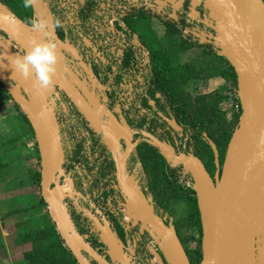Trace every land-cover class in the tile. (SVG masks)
<instances>
[{"label": "water", "instance_id": "water-1", "mask_svg": "<svg viewBox=\"0 0 264 264\" xmlns=\"http://www.w3.org/2000/svg\"><path fill=\"white\" fill-rule=\"evenodd\" d=\"M175 1L155 0V3L179 9L184 2ZM199 5L205 11L203 24L215 34L194 35L202 44L216 48L217 54L232 68L241 109L223 161L220 164L215 144L204 136L213 154L215 172L211 177L193 152L181 151L146 131L140 135L170 168L182 169L193 180L201 232L199 264H264V253L255 252L256 244L262 245L259 251L264 249V2L189 0L188 19L196 18ZM31 10L35 19L48 21L50 35L33 30L0 3V18L15 17L16 21L11 24L0 20V32L7 37L5 43L0 41V85L32 130L40 167V197L65 248L76 264H134L131 254L125 252L91 200L90 210L85 213L106 248L104 254L91 246L72 219L67 201L87 200L88 196L76 188L74 179L64 168L65 151L56 106L59 91L67 96L90 130L100 135L110 153L115 166L114 189L122 197L130 225L138 226L140 233L155 243L161 255L160 264H190L174 226L156 214L152 199L145 196L132 175L126 174L127 157L139 142L132 143V136L138 131L130 129L122 116L118 121L64 67L65 54L72 57L76 52L51 28L48 0H34ZM48 39H54L57 45L56 71L49 87L39 89L34 76L26 79L12 71L10 56L23 55L32 41ZM5 56H9L8 60ZM165 121L173 131H182L173 118ZM120 141L124 145L122 153Z\"/></svg>", "mask_w": 264, "mask_h": 264}, {"label": "flooded vegetation", "instance_id": "flooded-vegetation-1", "mask_svg": "<svg viewBox=\"0 0 264 264\" xmlns=\"http://www.w3.org/2000/svg\"><path fill=\"white\" fill-rule=\"evenodd\" d=\"M113 1L114 0H54L55 5L50 11L53 15V21L57 20L58 17L61 20L60 27L54 28L56 35L64 42L67 39L71 47L70 49L76 52L75 54L69 52L72 57L74 56L73 59L70 55L65 54L64 67L71 70L75 74L76 79L82 83L90 93L94 94L99 100V103L104 105L118 121L119 117L122 116L130 129L138 131V134L132 136V143H134L135 140L139 141L135 146L136 150L139 144L144 143V139L140 135V132L146 130V125H142L141 128H138V126L142 120L147 119L146 117L149 115V110L152 105L151 101L148 99L145 104L142 103L150 74V54L149 63L146 69H144L145 72L143 71L144 81L134 88L133 86H129L128 78L129 74H132L133 68H136V61L131 52L132 49L128 46V52L124 54V58L111 61L107 60L105 56L100 55L87 40V38H89L88 34L93 31L91 22L101 16H106L105 14L116 9V6L112 5L114 4ZM177 1L178 0L175 2ZM118 2H123L122 6L125 7V9L117 10L116 14L124 19L129 28H131L129 25L130 22L140 15V17L144 16L149 18V20L157 24V28H160V30L165 29V24L170 23L180 30L178 37L188 41L192 45L210 46L209 44H199L200 38L194 35L200 34L202 26L204 25L203 20L205 19V13L201 5L196 8L198 13L196 18L190 20L187 17L189 12V0H184L179 9H173V7L170 6H159L155 3V0H119ZM173 16H175V19H173ZM208 31L210 30L208 29ZM87 51L91 54L90 56L85 55ZM104 85H106V87ZM62 105L65 106V108H63ZM56 106L61 134L64 132L70 133L75 143L72 150L69 149L67 137L64 138L62 136L65 151L64 168L74 179L76 188L84 196H88L87 200H79L76 202L73 199L67 201L70 214L78 231L82 234L86 224L87 226L93 225L85 213V211L90 210L89 200H91L108 221L112 232L116 233V238L123 244L125 252L128 255L131 254L130 256L134 264H147V258L150 256L147 244V239L149 237L145 233H140L138 226H131L129 224V229L127 231L120 228L117 222L118 216L107 207L108 200H111V202L116 205L118 201L122 200V197L114 189V162L110 153L102 144L100 135L95 134L88 128L87 122L78 113L67 96L60 91L58 99L56 100ZM78 116H80L81 120L78 119ZM185 131L186 130L182 129L180 133L175 132L166 123L163 127L154 130L153 135L164 138L165 141L170 142L176 148L183 151L182 142L183 133ZM120 145L119 152L122 153L124 150L123 141H120ZM195 152L196 150L194 154ZM131 155L132 152L128 155L126 160V174L128 175H131L132 172ZM109 164H112V170L110 172L105 169ZM68 167L69 169H67ZM175 173L176 170L174 171V175ZM101 174L102 177L100 176ZM138 184L148 198V194L150 193L144 190V187L139 181ZM156 214L165 218V221L168 222V218L165 217L161 211L157 210ZM171 224L174 226L179 238L175 225L173 223ZM127 241H130L133 252H130L126 248ZM88 242H90L94 249L97 248L91 236ZM255 248L256 254L261 252L264 253V249L259 251L262 248L261 244H256ZM105 251L106 248L103 246L98 248V252L101 254H104ZM184 251L186 250L184 249ZM107 260L109 261V258H107Z\"/></svg>", "mask_w": 264, "mask_h": 264}, {"label": "trees", "instance_id": "trees-1", "mask_svg": "<svg viewBox=\"0 0 264 264\" xmlns=\"http://www.w3.org/2000/svg\"><path fill=\"white\" fill-rule=\"evenodd\" d=\"M262 1L264 2V0ZM0 3L6 6L20 20L30 25L29 21L32 19V10L31 7L29 9L23 7V0H0ZM149 23H151L149 18L144 16L140 17L139 15L129 24L131 30L138 34L141 44L150 54V74L142 103L145 104L148 99L153 104L150 107L149 115L146 117L148 120H142L138 128L146 125L145 131L153 135L154 130L166 124V118H173L183 130L191 131L197 146L200 144L203 147L201 151L197 149L198 151L195 152V155L203 162L206 171L212 177L215 172L213 154L203 137L205 136L215 144L221 164L226 145L237 125L238 119L226 120L224 112L218 111L217 109L220 102L222 103L225 100L224 92L227 85L230 83L236 85L234 72L227 65V70L221 73L225 84V88L221 92H215L209 96H198L192 99V101H189V98L182 97L180 82H187L193 77H196L197 74H194L189 69L183 70L184 67L177 65L175 62V56L176 51L178 49L180 51L178 42L186 44V47H189L191 43L179 38L178 34L180 30L170 23L165 24V29L161 30L162 34L165 35L164 42H162V40L157 39V36H152L148 33L146 28ZM0 88H2L1 85ZM189 103L196 104L193 112L189 111ZM15 108L19 110L16 105ZM22 118L29 128L30 136L33 137L28 122L23 115ZM214 123L216 130H209V127ZM156 137L164 140V138L159 136ZM136 153L146 176L148 192L151 195V199L153 198L152 202L157 213V203L162 201L160 197L163 193L155 190V181L162 179L165 186H175L176 189H182V186L174 178V171L176 169L170 168L156 149L144 142L137 146ZM203 156L207 157L206 162ZM105 169L110 172L112 170V164H109ZM100 176L102 177V174ZM31 179L32 184L39 186V171L33 172ZM185 195L181 197H185L190 204L188 221L192 227L199 229L201 237L195 194L192 190H188ZM41 207H46V205L41 197H39V201L35 205H32L31 208ZM17 243L19 245L29 244L30 248L23 253L21 259L15 264H76L51 222L38 229L19 232ZM185 253L190 264H199L201 259L200 240L197 248L191 253L187 251Z\"/></svg>", "mask_w": 264, "mask_h": 264}, {"label": "rangeland", "instance_id": "rangeland-1", "mask_svg": "<svg viewBox=\"0 0 264 264\" xmlns=\"http://www.w3.org/2000/svg\"><path fill=\"white\" fill-rule=\"evenodd\" d=\"M146 29L150 35L157 36L158 40L164 42L165 35L157 28V24L151 21ZM163 45L167 46L166 44ZM190 87L185 89L186 92H188V96H182L184 98H189V101H192V99L198 97V94L204 91L200 85L197 86L194 82ZM188 106L189 111L193 112L196 104L189 103ZM219 106L217 110L222 111L223 109ZM215 128L214 123L209 127V130L215 131ZM197 149L201 151L203 147L200 144H198V146L196 144V151H198ZM34 150L33 153L35 152ZM33 155L35 156V153ZM203 158L206 162L207 157L203 156ZM28 159H25L28 161L25 163L27 168L24 167L21 177L15 179L17 183L9 181L11 177L8 176H11V174H8L6 177L9 182L5 181V176H0V189L3 188V191H0V264H15L20 260L23 253L29 250V244L19 245V243H17L19 232L38 229L51 222V217L46 207L31 208V205H35L39 201L40 190L39 186L32 184L31 177L28 176L27 172L32 175L33 172L39 171L40 167L39 162L38 165H36L31 163ZM22 177L24 178L23 182L21 181L18 183L19 179L22 180ZM169 187L165 186L162 179H157V181H155V190L163 193L160 197L162 201L157 203V208L164 216L169 217L168 221L175 225L184 249L191 253L198 247L200 234L199 229L192 227L188 221V213L190 211L189 202L185 197H181L187 194L188 190H186L185 187H182V189L178 188L179 190L176 189L175 186ZM15 188H21L22 190L14 193ZM20 192L22 194V199L15 205L10 204L11 201L8 199L16 198Z\"/></svg>", "mask_w": 264, "mask_h": 264}, {"label": "built area", "instance_id": "built-area-1", "mask_svg": "<svg viewBox=\"0 0 264 264\" xmlns=\"http://www.w3.org/2000/svg\"><path fill=\"white\" fill-rule=\"evenodd\" d=\"M118 1L119 0L113 1L114 4L112 5L116 6L115 10L108 12L107 14H105L106 16H101L98 19H94V21L91 22L92 23L91 27L93 31L88 34L89 38H87V40L100 55L105 56L107 60H111V61H116L124 58V54L128 52V48L130 47L132 49L131 52L133 53L136 61V68L135 69L133 68L132 74H129L128 78H129V86H133L135 88L139 83L141 84L144 81L143 71L145 72L144 69H146L147 64L149 63V52L141 45L138 35L135 32H133L131 28H129V26L126 25L124 19L121 16H117L116 14L117 10L119 9L123 10V8L125 9V7L122 6L123 2L119 3ZM54 5H55L54 0H48L49 11L52 10V7ZM52 16L53 15L51 14L50 11L51 22L53 23ZM32 19H35L33 15H32ZM57 20H59L61 24V20L59 19V17L57 18ZM208 29H209L208 27L203 25L200 34L203 35L215 34L211 29H209L210 31H208ZM0 41L3 43L7 41L6 35H4L2 32H0ZM65 42L68 44L67 39L65 40ZM199 44H201V42H199ZM13 48L15 49V47ZM210 48L213 52L217 53L216 48H214L213 46H211ZM81 50L83 51L82 47ZM85 55L90 56L91 54L87 51L85 52ZM104 86L106 87V85ZM224 98H225L224 101L228 106V110H227L228 120H232L234 118L238 119L241 109L238 100L236 85H233L231 83L227 85L226 90L224 92ZM78 119L81 120L80 116H78ZM62 136L64 138L67 137V145L69 146V149L72 150V148L75 146L72 135L70 133L64 132ZM182 145L184 148L183 150L186 152L194 153V151L196 150L195 149L196 141L193 138L191 131L186 130L183 133ZM131 152H132L131 175L137 181H139L141 185L144 187V190L148 192L147 180L143 172L142 165L137 157L135 147L132 149ZM174 176L176 182L180 186L185 187L187 190L193 191L194 189L193 180L188 173H186L182 169H176V173ZM148 199L151 200L150 194L148 195ZM122 204H123V200L118 201L116 205H114L111 202V200L107 201L108 209L111 210L112 212H115V215L118 216L117 222L120 228L127 231L129 229L130 223L127 216V212ZM113 233L116 236V233L115 232ZM82 235L86 237L87 241H89L91 236L92 241L97 246V248H95L97 251L98 248L103 246L98 231L93 225L87 226L86 224L85 230L82 232ZM147 244L150 252V256H148L147 258V264H160V262L158 261L160 252L157 246L150 238L147 239ZM126 248L130 252H133L132 250L133 248L130 244V241H127ZM159 259H161V255Z\"/></svg>", "mask_w": 264, "mask_h": 264}, {"label": "crops", "instance_id": "crops-1", "mask_svg": "<svg viewBox=\"0 0 264 264\" xmlns=\"http://www.w3.org/2000/svg\"><path fill=\"white\" fill-rule=\"evenodd\" d=\"M178 43L180 51L179 49L176 51L175 62L177 65L184 67L183 70L189 69L194 74H197L196 77L187 82H180L182 96H188V92L185 89L190 87L193 82L197 86L200 85L202 90L204 89L202 93L198 94L199 96H209L215 92L223 91L225 84L221 73L228 68L226 60L213 52L210 46L190 44L189 47H186V44ZM219 105L224 110L222 112H224V116L228 120L227 104L223 101ZM35 147L34 137L30 136L29 128L25 124L22 114L15 108V104L6 92L0 88V176H5V181L7 182L14 181V183H17L15 179L21 177L23 168L26 167L25 163L28 162L25 159L29 158L28 160L31 163L38 165V152ZM33 150L35 151V156L33 155ZM8 174H11V176H8ZM27 174L31 177L29 172ZM7 176L11 177L9 181L6 178ZM23 180L24 178L22 177V180L19 179L18 183L23 182ZM21 190V188H15L14 193ZM0 191H3V188ZM21 199L22 194L20 192L16 198L8 200L11 201L10 204L15 205Z\"/></svg>", "mask_w": 264, "mask_h": 264}, {"label": "clouds", "instance_id": "clouds-1", "mask_svg": "<svg viewBox=\"0 0 264 264\" xmlns=\"http://www.w3.org/2000/svg\"><path fill=\"white\" fill-rule=\"evenodd\" d=\"M34 0H23V7L29 9ZM0 20L15 24V17L5 16ZM31 28L35 31L45 32L50 35V26L47 20L31 19ZM60 21H53L51 28H59ZM56 42L54 39L46 41H32L30 48L23 55H11L10 63L12 71L19 72L24 78L34 76V84L39 89H47L51 83L52 75L56 71L57 55ZM5 56L4 58H8ZM8 60V59H7ZM4 68V67H3Z\"/></svg>", "mask_w": 264, "mask_h": 264}]
</instances>
